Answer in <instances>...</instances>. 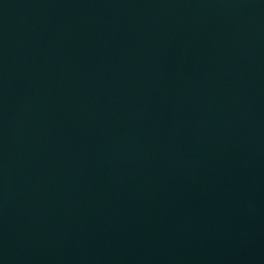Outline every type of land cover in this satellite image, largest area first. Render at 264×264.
<instances>
[{
	"label": "water",
	"instance_id": "obj_1",
	"mask_svg": "<svg viewBox=\"0 0 264 264\" xmlns=\"http://www.w3.org/2000/svg\"><path fill=\"white\" fill-rule=\"evenodd\" d=\"M0 264H264V0H0Z\"/></svg>",
	"mask_w": 264,
	"mask_h": 264
}]
</instances>
